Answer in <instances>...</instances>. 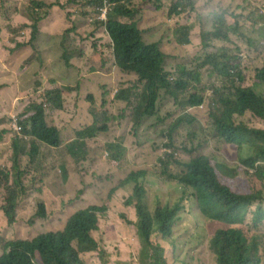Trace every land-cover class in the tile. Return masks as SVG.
<instances>
[{"label":"rangeland","instance_id":"1","mask_svg":"<svg viewBox=\"0 0 264 264\" xmlns=\"http://www.w3.org/2000/svg\"><path fill=\"white\" fill-rule=\"evenodd\" d=\"M56 1L68 4V0H0V168L13 169L12 143L16 134L9 129L10 118L22 116L24 120L28 119L34 113L30 111L27 114L33 104L48 102L47 92L51 89H62L63 108L54 110L48 103L47 113L62 129L64 139L61 147L40 145L37 155L23 156L19 171L25 173L26 187L19 201L17 222L9 224L0 209V255L7 242L63 231L77 211L98 205L114 208L109 211L113 226L123 218L129 228L98 231L95 238L101 245L102 253L99 254L104 257L98 259L100 256L95 255V261L87 264H124L119 239L125 236L130 240L129 252L132 255L136 252L142 263L147 264L136 230L131 228L133 224L126 217L132 215L131 208L137 212L135 205L131 208L127 205L136 184L124 187L121 183L132 172L148 170L146 199L153 214L159 202L173 204L183 196L185 189L176 180L164 178L161 167L135 163L141 149L133 148V143L148 141V135L155 132L156 118L148 121V129L141 135L131 134L132 124L138 122L137 113L128 111L125 118H112L124 112L125 105L116 99L118 92L138 77L115 67L110 56L113 40L105 34V24L99 25L95 31L92 28L96 24L94 19L81 17V27L90 25L86 30L92 37L85 39L77 51L73 47L74 29L65 12L53 8L41 22L34 15L35 9H39L37 3L50 5ZM70 5L88 7L76 2ZM216 5L219 7L215 8ZM107 7L111 6L108 4ZM130 7L137 11L136 17H123L121 20L137 22L145 30L147 42H161L166 55L165 72L178 75L180 68L189 70L194 80L192 85L196 88L191 92H197L206 99L202 108L187 109L194 117L174 133L175 143L189 150V154L182 155V162L205 155L212 166L218 163L223 174L235 171V177L231 178L223 177L218 171L220 181L232 191L239 194L262 191L264 196V182L241 162L242 158L253 154V150L226 144L216 136L212 120L209 123L208 114L217 103L213 93L218 91L219 95L227 87L224 76L221 77L214 66L206 62L208 53H220L221 62L238 64L243 70L242 84L245 87H253L264 94V86L256 83L255 76L256 69L264 65V15L260 17L257 12L262 8L264 14V0H133ZM225 10V25H222L220 17ZM46 12V8L40 11L42 14ZM35 24L39 28L36 36L32 34ZM184 35L189 39L188 43L179 41ZM69 56L72 57L70 64L66 60ZM67 87L72 89L67 90ZM52 98L56 100L58 95ZM94 110L99 114L100 128L108 125V130L99 131V135L87 140L84 147L74 148L73 144L81 146L80 143L75 144L77 132L94 123ZM172 111L173 106L169 104L160 116ZM237 121L250 128L264 129V121L251 112L238 117ZM121 137L127 138L128 144L123 146L129 152L116 161L109 144L120 143ZM166 142L164 138L163 145ZM19 171H15L13 185ZM178 172V169L171 171L174 174ZM41 203L45 205L43 208L39 207ZM1 204H4L2 193ZM261 205L264 209V201ZM184 206L173 234L167 239L155 234L153 243L165 249L168 264H218L210 249V240L217 230L230 226L208 219L190 191L186 193ZM255 211L256 206L249 210L245 223L237 227L246 232L248 239H257L262 256L264 218L256 228L253 227L257 221ZM112 241H116V245H108ZM105 247L112 251L120 249L119 257H107ZM86 258L83 254L82 260ZM261 258V264H264L263 256ZM37 263L41 264V261L37 260Z\"/></svg>","mask_w":264,"mask_h":264},{"label":"trees","instance_id":"2","mask_svg":"<svg viewBox=\"0 0 264 264\" xmlns=\"http://www.w3.org/2000/svg\"><path fill=\"white\" fill-rule=\"evenodd\" d=\"M245 2L247 0H244ZM83 3L88 7H76L70 4ZM106 2L111 4L108 14L104 8ZM133 0H69L68 4L57 1L50 5L37 3L34 15L39 22L49 16L54 7L58 11L66 13L73 26L74 48L79 51L85 39L92 37L86 27H81V17L92 18L96 24L92 27L95 31L98 26L105 24L110 38L113 40L111 59L120 70L135 74L138 80L132 81L129 86L122 88L116 99L125 105L124 112L120 116L113 115L114 120L125 118L126 113L131 111L138 114V122L132 124L131 134L141 135L148 129V121L156 118L155 132L148 135V141L133 143L141 149V154L135 163L146 166H158L162 169V176L168 180H176L178 185L185 191L183 196L173 204L159 202L154 214L151 212L146 188L148 170L132 172L121 183L122 186L136 184L133 195L127 205H135L138 213V233L142 244V255L147 259V264H168L165 257V249L161 245L154 244L152 238L160 234L164 239L169 238L175 226L181 219V212L185 209L184 201L187 191L197 198L204 215L213 221L227 224V229H219L210 240V249L217 257L218 264H261L260 245L256 238L248 239L246 232L237 227L245 223L249 210L256 206L257 227L264 218V209L261 202L264 201L262 191H254L250 194H239L232 191L229 186L222 183L218 176L221 167L216 163L214 166L206 156L191 157L187 162H182V155L189 154L183 145L175 143L174 133L179 130L194 116L187 110L206 104L204 96L197 92L192 85V73L180 68L178 75L165 72L166 55L161 49V42H147L144 39L145 30L138 23L121 21L123 17L134 18L137 11L130 7ZM219 7L216 5L215 8ZM46 8L45 14L40 11ZM181 9V8H179ZM227 9V8H224ZM230 9V8H229ZM257 12L262 13V8ZM180 14V13H179ZM227 10L220 17L222 25H225ZM141 24V23H140ZM225 27V26H223ZM32 34L39 33L38 25L32 26ZM216 35H220L216 33ZM180 42L188 43L186 35ZM66 41H64L65 43ZM97 47V44H96ZM220 53H208L206 62L214 66L218 74L224 76L227 90L214 91L217 103L215 108L208 114L209 123L212 120L216 136L226 144H234L239 149L248 147L253 154L242 158L243 166L254 171L258 180L264 182V129L250 128L237 118L246 112H251L255 117L264 121V94L258 93L253 87H245L243 70L238 64H229L228 61L219 60ZM227 57V56H225ZM71 56L66 57L70 64ZM241 62L240 58H237ZM222 65V67H221ZM237 69V71H234ZM256 83L264 86V65L256 69ZM72 88L67 87V90ZM62 89L48 90V102L33 104L27 114L34 112L24 120L18 116L21 132L12 129L9 120V129L16 134L12 143L14 151L13 169L0 168V193L4 198V204L0 209L5 213L9 224L17 222V210L25 186V173L19 171L23 156L37 155L39 146L61 147L64 143L61 129L53 122L51 115L47 113L50 103L54 110L62 109ZM81 93V92H80ZM58 99H53V95ZM93 99V97H92ZM143 100V103L140 101ZM169 104L173 111L169 114H160L166 111ZM26 114V115H27ZM25 115V114H24ZM94 123L86 130H79L78 139L74 148L84 147L86 141L94 139L99 131H107L108 125L100 128V117L97 111H92ZM5 131H3V134ZM2 134V135H3ZM1 136V135H0ZM166 144L163 145V139ZM120 143L109 144V150L113 153V159L119 160L129 150L123 144H128L125 137L119 139ZM158 145V143H160ZM73 148V149H74ZM72 146L69 148L71 152ZM84 159V158H83ZM178 169V174L171 171ZM17 180L15 185L12 180ZM221 175L226 178L235 177V171ZM179 186V187H180ZM181 188V187H180ZM188 200V199H187ZM45 205L41 203L40 208ZM107 206L93 205L77 211L72 215L63 231L47 232L32 239H16L7 242L3 253L0 255V264H86L82 255L87 253L101 252L100 242L95 238L100 231V222L107 213ZM42 214V213H40Z\"/></svg>","mask_w":264,"mask_h":264},{"label":"crops","instance_id":"3","mask_svg":"<svg viewBox=\"0 0 264 264\" xmlns=\"http://www.w3.org/2000/svg\"><path fill=\"white\" fill-rule=\"evenodd\" d=\"M131 206L132 205H128L129 208H131ZM113 210H114V208L113 209H108L107 213L102 218V220L100 222V231H102V229H107V230L113 229L114 231H116L117 228H121L123 230H126V228H129V225L126 223L125 219H123V218H122V221L116 223V226H113L112 225L113 218H112L111 213H109V211L111 212ZM130 213L132 215L126 216V217L130 221L129 223H132L133 224V225H131V228L135 229L136 230V233L138 234V229L136 227V223L138 222L137 212H136V210H134L133 208H131L130 209ZM123 239H127V240L124 241ZM129 241L130 240H129V237L128 236H125L124 238L119 239V242H120L121 247L123 249V258L122 259L124 261V264H127L131 260V258L134 256V255H132L129 252L130 251L129 248H127V246H129ZM110 244L116 245V241H112L108 245H110ZM105 249H107V257L115 256L116 259L119 257V251H120V249L115 250V251H112L110 247H105ZM95 255L98 256V257L100 256L98 259H102L104 257V256H101V254H99V253L88 254V255H86L87 258L85 259L86 262L87 263L88 262H94L95 261Z\"/></svg>","mask_w":264,"mask_h":264},{"label":"clouds","instance_id":"4","mask_svg":"<svg viewBox=\"0 0 264 264\" xmlns=\"http://www.w3.org/2000/svg\"><path fill=\"white\" fill-rule=\"evenodd\" d=\"M69 1V0H68ZM57 2V1H56ZM68 3V2H67ZM109 3L108 2H106V7L104 8V12H105V14H108V12H109V10L111 9V7L110 8H108L107 7V5H108ZM110 6H111V4H109ZM54 9H55V7H54ZM133 9V8H132ZM136 17V16H135ZM134 17V18H135ZM122 21V20H121ZM128 23V22H127ZM131 23H137V22H131ZM105 26V25H104ZM105 32H107V30H106V27H105ZM199 107H201L202 108V106H199ZM60 128V127H59ZM62 130V129H61ZM201 156H205V155H201ZM207 157V156H206ZM137 209V208H136ZM137 216H138V213H137ZM136 227H137V223H136ZM137 229H138V227H137ZM137 236H139V233L137 234ZM140 239V238H139ZM138 239V241L140 242V240ZM96 253H99V252H96ZM88 254H94V253H87V254H84V255H88ZM135 255L131 258V260L127 263V264H143L142 263V258H141V256H140V258H139V254H137L136 252L134 253ZM85 262H86V260H84ZM86 264H87V262H86Z\"/></svg>","mask_w":264,"mask_h":264},{"label":"built area","instance_id":"5","mask_svg":"<svg viewBox=\"0 0 264 264\" xmlns=\"http://www.w3.org/2000/svg\"><path fill=\"white\" fill-rule=\"evenodd\" d=\"M10 125L14 131L21 132L22 129H21V125L19 123V118L17 116H15L11 119Z\"/></svg>","mask_w":264,"mask_h":264}]
</instances>
